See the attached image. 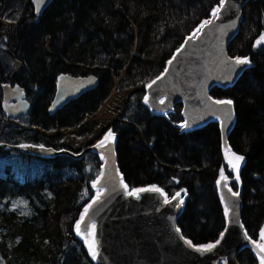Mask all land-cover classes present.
Returning <instances> with one entry per match:
<instances>
[{
  "label": "trees",
  "instance_id": "obj_1",
  "mask_svg": "<svg viewBox=\"0 0 264 264\" xmlns=\"http://www.w3.org/2000/svg\"><path fill=\"white\" fill-rule=\"evenodd\" d=\"M221 0H53L38 17L32 0H0V139L28 138L65 150L52 156L13 155L32 166L17 181L0 171V264H96L74 224L93 195L99 153L84 149L115 134L118 166L130 187L155 184L169 195L186 188L178 218L195 244L215 241L225 226L217 178L224 165L217 120L184 130L181 103L167 114L145 102L146 85L162 73L185 38L208 21ZM264 0H248L233 57L248 58L235 83L214 85L213 97L231 99L235 121L227 136L243 157L235 189H241V218L259 238L264 223ZM13 64V65H12ZM19 66L13 70L11 66ZM9 68L6 70V66ZM95 74L96 88L49 111L56 77ZM19 83L32 98L28 120L6 125L2 84ZM3 126L23 132L7 137ZM3 147L2 149H5ZM38 158L39 161L30 160ZM38 162V167H37ZM8 168V165L5 169ZM232 177V171L227 169ZM194 245V244H193ZM242 264H259L253 250Z\"/></svg>",
  "mask_w": 264,
  "mask_h": 264
},
{
  "label": "water",
  "instance_id": "obj_2",
  "mask_svg": "<svg viewBox=\"0 0 264 264\" xmlns=\"http://www.w3.org/2000/svg\"><path fill=\"white\" fill-rule=\"evenodd\" d=\"M53 0H32L36 15L41 16ZM248 0H224L219 16L204 24L201 32L189 40V35L167 64L165 72L149 83L146 88L147 102L152 110H171L173 105L183 102L184 125L191 129L219 118L222 140L235 121V109L231 104H220L209 90L215 85H232L249 61L236 63L227 50L229 41L237 34L242 19L243 7ZM175 57V59H173ZM99 78L95 74L72 75L60 73L56 77V88L49 111L63 107L81 94L96 88ZM3 109L7 116L28 114L31 102L24 97L20 85L3 84ZM231 101V100H230ZM9 146L39 154H54L52 148L34 145H11L0 143V148ZM106 152L96 186L104 189L98 200L91 202L85 223L97 222L99 241L98 264H216L218 257L225 256L228 264H240L237 260L241 246L251 242L243 228L241 210L243 202L240 192L234 195L225 185L220 193L228 214L221 242L214 248L217 252L206 254L190 247L178 227L177 218L181 205L172 199L161 206V199L154 191H145L138 198L128 196L121 186L123 180L117 163L115 143L107 142L103 147L92 146ZM177 203L178 205L176 206ZM207 252V251H206ZM230 254V255H229Z\"/></svg>",
  "mask_w": 264,
  "mask_h": 264
},
{
  "label": "rangeland",
  "instance_id": "obj_3",
  "mask_svg": "<svg viewBox=\"0 0 264 264\" xmlns=\"http://www.w3.org/2000/svg\"><path fill=\"white\" fill-rule=\"evenodd\" d=\"M223 4H220L217 7V9H219V12H220V9L222 8ZM211 16H212L211 18L217 17V16H219V13H218L217 16H214L213 13H212ZM194 36L191 35V37H194ZM8 68H9V66H6V70ZM11 68L13 70H16V69H19V66L17 64V65H14L13 67L11 66ZM11 84H14V83H11ZM26 96H27V98L30 101L32 100V98L30 96H28V95H26ZM157 111L160 112V113H166L165 111H162V110H157ZM3 114L5 115V119L8 120L6 125L11 126L9 117L4 112H3ZM21 117H22L21 118L22 122H26L28 120V117H26V116H21ZM3 132L6 134L7 137H10L12 139L17 138L18 136L23 134V132H18L16 130L10 129L9 127L7 128L5 126H3ZM107 136L110 137L112 141H115V134L113 132L110 131L107 134ZM16 142L22 144L21 146H23V147H25L27 145H34V146H38V147H42V148L55 149V148L50 147V146H45L44 144H38V143L34 144L35 142L31 141L28 138H22L21 140H16ZM0 143L11 144V143H9V140L6 141L5 138L0 139ZM11 145H15V144H11ZM16 145H19V144H16ZM13 149L20 150L22 153H25L23 155H28L27 153H29V154L32 153V154L39 155V156H42V155H44V156H52V155H56V154H59V153L67 152L65 150H57V149H55L57 152L54 153V154H48V153L39 154V153H35V152H28V151H24V150H21V149H16V148L9 147V146L6 147L5 149H0V171L2 169L4 170L5 173L10 172V171H14L13 175H14L15 178L17 177V181H22L23 180V176H27V175H24V174H27L25 172V170H26V168H30L32 166V161L24 162V160L22 158L14 156L12 154L13 153L12 152ZM222 151H223V155H224V165L221 167L220 172H219V177H218L217 181H220V183L218 184V186L226 185V187L232 188V186H234V185L231 184V181H234L235 185H237L239 187L240 186V178L238 180L236 179L237 175L239 176V174H238L239 167H238V170H237L236 168L233 167V165H236L237 163H238V165H240L242 160L241 161H237L236 157L238 155H236L232 151L230 146L225 144V143H223ZM30 160H33V162H34V161H39L40 159L35 157V158L30 159ZM229 162H231V163H229ZM7 165H8V168L5 169V167ZM37 167H38V162H37ZM222 169H223L224 177H226V179H222V177H221V170ZM227 169L232 171V174H233L232 177L228 176ZM124 184L127 185L125 182H124ZM150 187H151V189L157 188V186H155V185L150 186ZM135 189H142V188L141 187L132 188V187H129L127 185L126 193L128 194V196H132V197L135 196V197L138 198L142 192L151 190V189H147L145 191L134 192ZM233 192H237V191L233 190ZM99 193H100V190L99 189L96 190L95 194H94V197H93V199L91 201L98 200L99 198H101V197L97 198ZM130 193H132V194H130ZM160 193H163V198L166 197L165 199L168 200V197H167L165 192L160 191ZM177 193H179V195H177ZM177 193L175 194V196H176V199H177L178 203L181 204V201H182V203H184V198H185L186 193H187L186 192V188H183L180 192H177ZM88 206H89V204H87V206L85 208H88ZM85 208H84V210H85ZM84 210L82 211L81 216L84 214ZM79 221H80V219H79ZM93 225L95 226V220H91L88 223L81 222V231H80V233L79 234L77 233L76 225H75L74 233L78 237H80L82 242L86 245L87 250L91 252V256L94 257L95 255H93V253H96V251L99 249V242H98V237L95 234V227L94 228L92 227ZM262 232H264V223H263V225L261 227L259 238L255 239V238L252 237L251 238V242L248 244V246H250L252 248L254 256L257 258L259 264H262V261H264V249H262L260 247V245H264V238H262ZM208 244H210V243L203 244V246L208 245ZM196 246H200V245H196ZM243 250H241L240 252H242Z\"/></svg>",
  "mask_w": 264,
  "mask_h": 264
},
{
  "label": "snow or ice",
  "instance_id": "obj_4",
  "mask_svg": "<svg viewBox=\"0 0 264 264\" xmlns=\"http://www.w3.org/2000/svg\"><path fill=\"white\" fill-rule=\"evenodd\" d=\"M223 2H224V0H221V4H223ZM39 3H43V0H39ZM218 13H219V9H214V11H213V15H214V16H217ZM210 23H211L210 20L204 22V24H210ZM203 26H204V25H201V27H203ZM197 31H199V29H198ZM194 35H195V33L193 34V36H194ZM192 38H193V37H189V40H191ZM261 41H264V36H261L260 41H257V43H260ZM177 51L179 52V49H178ZM173 59H175V57H174ZM247 62H248V61H247V58H244V59L236 58V63H237V64H243V63H247ZM168 63L171 64L172 61L170 60ZM157 79H159V77H157ZM152 83L154 84L155 81H153ZM149 87H151V85H149ZM145 99L147 100V98H145ZM216 103H220V104H231L232 101H230V100H228V101H216ZM183 127H189V125L185 124V125H183ZM108 139H109V137L106 136V137L104 138V140H102V141L100 142V144L97 145V146H98V147H103L104 144H105V141L108 140ZM236 160H237V161H241V160H243V157H242V156H237V157H236ZM229 163H231V162H229ZM233 167L236 168V169L238 170V167H239L238 163H237L236 165H233ZM221 177H222V179H226V177H224L223 169L221 170ZM236 179H237V180L239 179V176H238V175H237ZM217 183L219 184L220 181H217ZM125 187H127V185H125ZM151 190H153V191H161V189H158V188H153V189H151ZM140 191H145V189H135V190H134V192H140ZM130 194H132V193H130ZM233 194L236 195L237 193H233ZM177 195H179V193H177ZM181 203H182V201H181ZM89 207H91V205H89ZM87 213H88V208H85V210H84V214L81 216L80 221H78L77 224H76V230H77V233H78V234H79L80 231H81V222H84V220H85V216L87 215ZM225 214H226V215L228 214L227 209L225 210ZM92 227L94 228L95 226L93 225ZM221 236H223V233H221ZM262 238H264V232H262ZM187 243H188L189 245H191V244H192V241H187ZM217 243H219V241H217ZM214 247H215V244H208V245L203 246L201 250H203V251H208V250H210V249H212V248H214ZM260 247H261L262 249H264V245H260ZM93 255H95V253H93ZM262 264H264V261H262Z\"/></svg>",
  "mask_w": 264,
  "mask_h": 264
},
{
  "label": "bare ground",
  "instance_id": "obj_5",
  "mask_svg": "<svg viewBox=\"0 0 264 264\" xmlns=\"http://www.w3.org/2000/svg\"><path fill=\"white\" fill-rule=\"evenodd\" d=\"M145 189V188H144ZM104 189H101L100 190V193H99V195H98V197L100 196V194L102 193V191H103ZM233 193H236V192H233ZM171 201V199H165V198H161V206L160 207H163V206H166L169 202ZM176 204V206L178 205L177 203H175ZM186 241H188L187 239H186ZM192 248H196V246H194L193 244H191L190 245ZM203 251V250H202ZM203 252H205L206 254H212V253H215V249L214 248H212V249H210L209 251H203ZM230 255V254H229ZM218 262H217V264H228L227 263V260H226V258H225V256L223 255V256H220V257H218Z\"/></svg>",
  "mask_w": 264,
  "mask_h": 264
}]
</instances>
